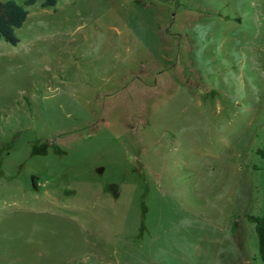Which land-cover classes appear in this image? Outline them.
Returning a JSON list of instances; mask_svg holds the SVG:
<instances>
[{
    "label": "rangeland",
    "instance_id": "374dc122",
    "mask_svg": "<svg viewBox=\"0 0 264 264\" xmlns=\"http://www.w3.org/2000/svg\"><path fill=\"white\" fill-rule=\"evenodd\" d=\"M42 1L0 39V264H264V0Z\"/></svg>",
    "mask_w": 264,
    "mask_h": 264
},
{
    "label": "trees",
    "instance_id": "16d2710c",
    "mask_svg": "<svg viewBox=\"0 0 264 264\" xmlns=\"http://www.w3.org/2000/svg\"><path fill=\"white\" fill-rule=\"evenodd\" d=\"M37 0H24L23 3L17 0H0V39L16 45L19 38L16 29L20 28L28 16V6L33 5ZM57 0H44L42 7H53ZM256 152L264 156V149L258 148ZM34 186H36L34 182ZM248 221L254 223L258 243V252L264 259V215H246Z\"/></svg>",
    "mask_w": 264,
    "mask_h": 264
}]
</instances>
